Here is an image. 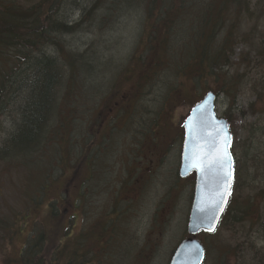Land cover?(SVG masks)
Instances as JSON below:
<instances>
[{
	"label": "rangeland",
	"instance_id": "374dc122",
	"mask_svg": "<svg viewBox=\"0 0 264 264\" xmlns=\"http://www.w3.org/2000/svg\"><path fill=\"white\" fill-rule=\"evenodd\" d=\"M2 1L10 0H0V3ZM15 1L27 5L39 0ZM239 5L242 6V11L244 9L243 14H238L235 19L231 18L228 23L237 28L239 36L233 40L235 48L230 53V58L227 61L225 59L228 64L226 74L218 71L216 79L202 80L198 88L200 90L196 92L192 87V90L186 93L190 103L179 104L174 108V115L168 119L174 120L175 123L181 122L192 104L198 102L209 88L217 90L218 93L217 113L224 117L228 112L230 120L232 152L236 163L233 194L229 209L217 232L200 236L207 248L204 264H264V63L259 56L260 51L264 49V9L259 8L257 0L252 4L244 0ZM249 6L251 13L245 9ZM68 7L66 13H61L63 19L76 21L77 16L73 10L69 14L70 6ZM61 15L59 17L62 18ZM145 17V13L137 8L136 11L123 14L115 28L107 29L106 33L100 32L98 35L104 47L100 49V44L96 46L94 79L99 78L96 83L103 87L101 91L104 93L99 109V106L91 109L92 104H88L84 113L87 115L90 109L94 110L89 115L90 119L95 117L97 109L113 107L117 98L115 92L127 87L128 83L120 79L112 83V78L122 69L125 72L121 78L128 74L127 64L122 65V60L112 54L120 50L126 56H133L135 48L142 50L138 39L142 34L140 32ZM92 39H95L92 34L80 33L68 38V41L71 47L74 43L76 49H84ZM258 49L261 50L258 52ZM46 51L57 55V50L51 46ZM111 58L119 61L122 66L114 61L110 62ZM65 62L63 65L66 68L62 66L63 70L69 73L68 64ZM3 67L4 71L11 68L7 63ZM88 68L86 73L81 71L82 77L78 79L80 85L86 86L90 72ZM168 76L160 79H169ZM172 76L173 79H180L176 74ZM21 77L16 76L12 81H21ZM226 79L229 82V95L222 93L221 89ZM67 80L65 76L59 92L60 97L67 90ZM178 83L180 84V80ZM161 88L162 86L159 89L151 88L149 93H146L147 105L162 101L160 93H157ZM10 89L7 85L8 93L2 100L6 110L0 118V148L16 131L21 118L20 109L25 100L23 93L15 96ZM86 90L88 91L87 88ZM164 90L167 91V87ZM82 92L76 91L77 94ZM88 94L92 95L93 90ZM154 94L156 95L153 96ZM128 104L127 101L125 109H132L130 106L127 108ZM142 110L143 108H140L136 117L139 116V122L145 125ZM150 110L151 107H146L148 115ZM161 123L164 125L165 120H161ZM142 124L135 125V122H132L122 130L108 133L106 125L102 133L93 137L95 141L105 139L107 147L98 155L101 165L95 171L96 177L90 181V185L88 181L84 185L87 195L82 204L77 209L74 205L65 217L70 229L69 235L73 236L66 246L69 251H66L64 257H76L74 262H70L168 264L173 251L181 239L186 237L195 180L193 177L182 179L179 176L183 134L181 139H176L177 136L172 131L161 128L157 133L159 141L156 144L153 140H143L144 136L137 132V128ZM108 125L110 127V124ZM25 151L17 149L10 157L17 159L24 155ZM61 154L67 158L63 152ZM14 162L8 159L0 162V264L15 263L24 243L31 237L32 228L36 227L44 234L51 232L49 225L42 222L40 214L45 210L49 212L44 204L51 199L59 206L66 202L58 188L67 182L73 172L70 165L60 175L57 173L59 177L53 181L52 188L44 192L42 202L45 198L46 203H36L38 207L44 208L40 210L41 208L31 203V197L36 198L39 195L34 186L36 182L31 184L26 175L28 171L31 172V168L28 170L26 166ZM247 208L248 218L236 222L235 217H240L241 211H246ZM108 210L111 211L107 214ZM71 213H74L76 218L69 220ZM11 229L17 231L13 236ZM92 231L94 232L91 234ZM55 248L56 245L51 243L44 244L43 251L39 254L41 259L43 258L42 264H50L51 260L59 256L56 255ZM78 248L83 251L72 252Z\"/></svg>",
	"mask_w": 264,
	"mask_h": 264
},
{
	"label": "trees",
	"instance_id": "16d2710c",
	"mask_svg": "<svg viewBox=\"0 0 264 264\" xmlns=\"http://www.w3.org/2000/svg\"><path fill=\"white\" fill-rule=\"evenodd\" d=\"M68 1L39 0L27 5L15 0L0 3V118L6 110L2 100L8 93L7 85L15 96L20 92L25 96L19 125L0 148V162L8 159L26 166L28 170L31 168L26 175L31 184L36 182L34 186L39 191L38 197H31V203L40 210L44 208L36 203H46L45 198L42 202L44 192L52 188L55 178L67 166L72 165L73 168L67 182L58 188L66 202L59 206L51 199L44 204L49 212L45 210L40 214L42 222L49 225L51 232L44 234L36 227L32 228L31 237L24 243L13 264H42L43 258L39 254L46 243L56 245L57 250L54 251L59 255L50 264H74L70 260L74 262L76 257H64L69 251L66 246L73 236L69 235L65 217L74 205L77 209L82 204L87 195L84 185L87 181L90 185L101 165L98 155L107 147L106 140L95 141L93 137L102 133L106 125L108 133L122 130L132 122L142 124L136 115L143 108L141 115L145 125L137 128V132L144 136L143 140H153L157 144V133L164 127L166 131H172L176 139H181V122L168 119L174 115V108L179 104L190 103L186 93L192 87L196 92L200 90L202 80L216 79L218 71L226 74V61L235 48L233 40L239 36L237 28L228 23L244 11L239 5L244 0H72L78 5L77 10L73 9L77 16L74 21L64 20L60 13ZM246 1L250 4L256 2ZM257 1L259 8L264 9V0ZM137 8L146 15L138 39L142 50L135 48L132 60L126 65L128 74L124 78H121L124 69L116 75V79L128 85L115 92L117 98L113 107L98 110L102 104L103 87L99 86L89 95L86 86L79 84L81 71L86 73L89 67L88 70L94 72L96 46L101 45L100 32L103 34L107 29L115 28L123 14ZM245 9L251 13L250 6ZM138 28L140 30V26ZM80 33L92 34L95 39L88 41L84 49H76L74 43L71 47L68 38ZM49 46L57 50V55L46 51ZM260 52L261 62L264 63V49ZM64 61L68 64L69 73L63 70ZM6 63L11 67L9 73L3 69ZM173 74L180 79H173ZM16 76L23 79L13 82ZM65 76L68 78L67 90L60 97ZM164 76L169 79H160ZM228 84L226 79L221 87L222 93L227 95L230 93ZM161 86L157 93H160L162 101L147 105L146 93ZM166 87L167 91L164 90ZM76 91L83 92L77 94ZM127 101V108H132L130 110L125 109ZM88 104H92L91 109L99 106L93 119L89 115L94 110L90 109L87 115L84 113ZM146 107H151L149 115ZM224 117L230 121L228 112ZM161 120H165L164 125ZM17 149L26 151L19 158L12 159L10 155ZM247 210L241 211V216L235 217V221L247 219ZM71 218H76V215L71 213L69 220ZM14 232H17L16 229L11 236ZM78 251L83 250L78 248L72 252Z\"/></svg>",
	"mask_w": 264,
	"mask_h": 264
},
{
	"label": "water",
	"instance_id": "95a60500",
	"mask_svg": "<svg viewBox=\"0 0 264 264\" xmlns=\"http://www.w3.org/2000/svg\"><path fill=\"white\" fill-rule=\"evenodd\" d=\"M216 100L213 91L207 92L183 120L179 174L185 178L195 172L196 179L187 224L188 236L179 243L169 264H203L206 250L199 235L203 231L215 232L230 199L235 167L232 133L227 119L217 113ZM223 151H227L230 159L222 157ZM210 228L214 231H209Z\"/></svg>",
	"mask_w": 264,
	"mask_h": 264
},
{
	"label": "bare ground",
	"instance_id": "6f19581e",
	"mask_svg": "<svg viewBox=\"0 0 264 264\" xmlns=\"http://www.w3.org/2000/svg\"><path fill=\"white\" fill-rule=\"evenodd\" d=\"M70 1V2H69ZM68 2H69V4H66V5H64L62 8H61V12L60 13H66L67 12V9L69 8L68 7V5L70 6V13L69 14H71V12H72V10L74 9V10H77L78 9V5L77 4H75L74 2H72V0H69ZM73 10V11H74ZM74 13L76 14V11H74ZM104 47V43H102L101 45H100V49H102ZM113 56H115V57H117L118 59H121L122 60V65L123 64H128L131 60H132V55H130V56H126L125 54H124V52H122V51H120V50H118V51H116V52H114L113 54H112ZM129 59H128V58ZM110 62H116V63H118L119 64V61H115L114 59H110L109 60ZM120 65V64H119ZM122 65H120V66H122ZM95 75H96V73H94V72H89V75H88V78L89 79H86V88L88 89V91L87 92H89V91H91V90H94V89H96V88H98L99 87V85H98V83H96V81L99 79H94L95 78ZM112 78V77H111ZM113 79V80H112ZM111 80H112V83H115V82H118L117 80L118 79H116V78H112Z\"/></svg>",
	"mask_w": 264,
	"mask_h": 264
},
{
	"label": "snow or ice",
	"instance_id": "6c2138e0",
	"mask_svg": "<svg viewBox=\"0 0 264 264\" xmlns=\"http://www.w3.org/2000/svg\"><path fill=\"white\" fill-rule=\"evenodd\" d=\"M224 142H225V145H227V137H225V141H224ZM222 157L225 158V159H230V157H229L227 151H223V152H222ZM228 178H229V179L231 178V170H229ZM227 194H229V193H228L227 190H226L225 195H227ZM225 202H226V200H225ZM208 230H209V231H214V228H210V229H208Z\"/></svg>",
	"mask_w": 264,
	"mask_h": 264
}]
</instances>
